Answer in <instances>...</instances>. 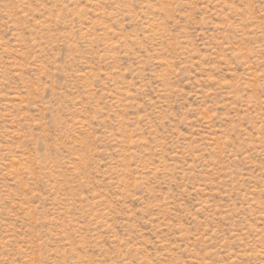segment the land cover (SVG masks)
Returning <instances> with one entry per match:
<instances>
[{"label": "rangeland", "instance_id": "obj_1", "mask_svg": "<svg viewBox=\"0 0 264 264\" xmlns=\"http://www.w3.org/2000/svg\"><path fill=\"white\" fill-rule=\"evenodd\" d=\"M0 264H264V0H0Z\"/></svg>", "mask_w": 264, "mask_h": 264}]
</instances>
